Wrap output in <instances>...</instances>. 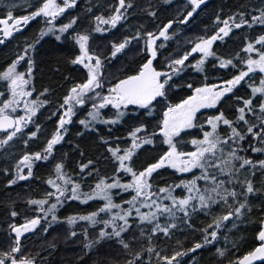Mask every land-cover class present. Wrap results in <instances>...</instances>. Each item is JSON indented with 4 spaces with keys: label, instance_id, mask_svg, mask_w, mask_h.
<instances>
[{
    "label": "snow or ice",
    "instance_id": "snow-or-ice-1",
    "mask_svg": "<svg viewBox=\"0 0 264 264\" xmlns=\"http://www.w3.org/2000/svg\"><path fill=\"white\" fill-rule=\"evenodd\" d=\"M165 2L171 5L172 0ZM204 3L205 0H189L190 10L168 19L155 32L137 29L119 42L113 41L109 54L102 56L91 48L93 33L108 31L126 21L130 10L136 7L132 0H119L118 6L106 17L102 13L92 14L95 27L91 31L77 30L78 16H70L67 23L58 21V17L67 16L69 10L78 7L77 0H35L34 4L27 5L29 10L25 15H15L22 7L16 0H0V7L6 10V15L0 18V24L4 25L0 43L37 18L45 21L38 37L31 43L26 42L23 53L16 55L0 72V81L4 84L0 91V149L7 151L17 139L26 145L28 138L37 137L40 125L33 118L43 104L51 106L49 100H41L39 95L32 98L34 58L26 61L24 71L18 70L29 52H35L40 40L49 33L57 40L70 39L78 45V54L70 63L86 70L83 81L74 83L61 98L56 109L59 115L55 133L46 140L42 151L25 152L21 160L27 172L18 163L14 176L7 181L9 185L27 181L33 177L35 162L55 161L53 173L46 180L51 190L41 198L28 200L33 206L32 215L24 216L23 222L17 223L20 213L10 211L13 222L5 234L4 250H0V264H37L38 257L28 253L23 243L28 239L25 234L47 233L62 222L68 225L71 238L78 237L74 229L80 228L79 235L86 240L84 249L88 255L79 257L78 264H90L93 256L100 264H119L118 260L98 255L107 244L130 256L123 264H182L189 252L218 243L220 238L227 241L225 230H238L239 224L249 222L256 212L261 214L259 243L234 264H264V158H254L264 156V32L244 38L240 50L243 56L240 52L231 57L218 56L213 47L217 41L230 38L233 29L243 31L244 26H264V0L259 8L251 9L256 14L238 10L223 20L217 15V27L211 35L189 41V50L177 53L175 58L169 55L161 59V49L165 48L159 42L161 38L165 42L170 36L174 38L175 25L195 19L194 13ZM87 11L92 13L91 9ZM145 13L149 18L158 19V9L152 4L147 5ZM102 24L109 28L101 27ZM140 41H143L142 47ZM134 42L140 59L117 68L120 75L109 79L113 62L125 56ZM210 58L218 61L221 70L234 74L228 79L218 78L217 83L208 82L207 65L216 68ZM193 68L197 74H203V81L177 83L182 72ZM254 76L259 77L258 83L253 80ZM242 82L250 89L247 97L236 95L237 86L243 87ZM182 88L191 94L172 103L169 97L175 89ZM44 93L49 90L44 89ZM229 99H232L231 116L224 110ZM157 105L161 106V119L151 130L144 120L130 125L127 131L130 142L111 135L105 137L100 132V126L111 129L123 125L132 114L147 113L146 120ZM21 109L22 114L18 111ZM202 109L213 114L205 116ZM78 112L84 113V118L78 121L83 131L78 135H96L106 155L90 159L77 146L81 160L72 168L66 158L57 161L54 152L64 141ZM29 124L36 130L29 131L25 138L24 130ZM156 149L160 151L149 161L136 165L142 153ZM105 163L112 165L110 174L101 170ZM166 167L183 176L172 184L155 183L160 170ZM69 201L85 205L92 201L97 207L83 213L74 211L61 220L59 210ZM201 214L207 215L211 222L201 229L202 239L192 248L184 249L178 243L176 250H169L153 244L160 236L170 239L181 226L195 230L193 219ZM90 228L93 235L89 234ZM141 239L148 246L136 250L134 245ZM216 251L226 258L224 249ZM40 264H44L43 258Z\"/></svg>",
    "mask_w": 264,
    "mask_h": 264
},
{
    "label": "trees",
    "instance_id": "trees-1",
    "mask_svg": "<svg viewBox=\"0 0 264 264\" xmlns=\"http://www.w3.org/2000/svg\"><path fill=\"white\" fill-rule=\"evenodd\" d=\"M165 1V0H161ZM213 4L204 5L202 10L206 12L198 14L189 24H185L181 31V26L176 25L174 31L175 37H169L167 51L168 55L176 57L177 53L182 54L183 51L189 50L187 45L189 41H193L196 37H206L211 35L216 27L217 22L213 14H219L221 19L231 16L234 12L242 10L244 7H249L250 3L253 4V0H213ZM119 0H77L78 7L69 10L67 16L58 17L60 23H67L70 16L80 17V24L77 28L86 29L91 31L95 27V21L92 19V14H103L105 17L110 15L115 7L118 6ZM136 5L135 9L130 10V15L126 21H122L116 28H109L107 25H101V27L109 28L108 31L93 33V39L91 40V48L93 51L106 56L110 52V45L113 41L119 42L124 36L132 35L137 29L145 31L155 32L162 23H166L168 19H172V16L178 15L181 10L175 7H165V9L159 10V0H132ZM34 1L25 0L23 3L24 8L15 11V15L27 14L28 4H34ZM148 4H152L158 9V19L149 18L145 13V8ZM88 9L92 10V13H88ZM183 9V7H181ZM142 10V11H141ZM87 14H86V13ZM139 15L140 17L138 18ZM6 15V10L0 11V18ZM87 15V16H86ZM45 26V21L41 18H37L36 21L29 22L28 25L15 32L12 37L7 38L4 43H0V72L5 70L7 66L16 58V55L22 54L26 42L31 43L38 37L40 28ZM260 29V32H264V26L254 24L252 28L244 26L243 31L233 29V33H230V38H225L224 42L217 41L214 44V50L218 56L231 57L237 52H240L243 47L244 38L252 37L245 32H254ZM255 33V32H254ZM2 36V30L0 31V37ZM255 36V34L253 35ZM143 46V41H140V47ZM78 45H74L71 40H57L56 37L49 33L46 37L40 40L36 46L35 52H29V55L25 57L24 61H21L18 66L19 71H24L26 68V61L32 57L35 60L36 66L33 69V84L35 91L32 98H36L38 95L41 100H49L51 106L43 104L40 110L34 117L35 123L40 125L37 137L28 138L27 133L29 131H35V127L29 124L25 129V138H28V144H23L21 140L17 139L15 143L8 148L7 151L0 149V230L5 229V224L10 221V209L16 207L17 209L22 203L27 202L28 209L25 215L21 214V217L31 216L33 212V206L28 203L30 198H41L46 191H50L51 187L46 184L47 178L53 173L54 162L49 161H37L33 165V177H30L27 181H18L14 185L7 183L8 179L12 178L15 174L17 164L19 163L22 170L26 173L27 167L21 160L22 155L25 152L42 151L46 145V140L55 133L57 127V120L59 113L56 109L61 101V98L67 93V90L73 86L74 83L82 82L85 76L83 66L73 65L70 63L71 58L78 54ZM138 48L133 43L131 50L126 53L125 56H121L119 61H114L113 66L109 68V79L114 76H119L120 73L116 71L122 65L127 64L130 60H139L140 57L137 54ZM241 56L244 55L240 52ZM119 55V54H118ZM198 58V57H197ZM191 60V58H189ZM212 62H216L213 58H210ZM218 62V61H217ZM212 64L207 65L206 71L208 76V82L217 83L218 78L228 79L230 75L228 73L218 72L217 74L209 75L208 72L212 70ZM218 70H221L220 68ZM228 70H223V72ZM203 74H197V70H185L180 74V79L177 83H192L203 81ZM254 81L258 83V77H253ZM243 84V82H242ZM239 91H236L237 96L247 97L249 93L243 91V87L237 86ZM4 88V84L0 81V91ZM44 89H48L49 93H44ZM250 92V91H249ZM43 93V95H40ZM191 91L187 88L175 89L173 94L169 97L172 103L178 102L182 98L190 95ZM232 99H229L224 105L226 114L231 116ZM220 107V106H217ZM22 114V109L18 110ZM205 116L213 114L211 110L202 112ZM111 113H107L110 115ZM147 113L132 114L123 125L113 126L109 129L107 126H100V132L105 137L111 135L112 137H119L121 140L127 139L130 142V138L127 137V131L129 126L133 125L136 121L144 120L150 125V130L161 119V106L157 105L156 109L151 113L150 117ZM154 117V118H152ZM84 118V113L78 112L74 117L73 123L69 125L68 134L65 136L64 141L56 146L54 156L59 161L61 158H66L70 161L71 167L75 168L76 164L81 160L80 153L77 151V146L84 152V154L90 159H97L101 155H106L104 147L99 143L98 137L94 134H85L79 136L78 133L83 131L82 126L79 125V119ZM195 134V133H194ZM124 146V145H122ZM188 150V149H185ZM156 149L146 153H142L136 161V165H143L146 161H149L155 154ZM243 154V153H242ZM249 155H252L250 152ZM254 158H264V156H254ZM7 169V171H5ZM102 172L110 174L112 171V165L105 163L101 166ZM155 175V174H154ZM183 174L177 173L171 168H165L160 170V175L155 178V183L160 185L172 184L178 181V178ZM91 183V181H89ZM87 190V188H85ZM29 196V197H28ZM121 196L125 200L128 199L127 195L121 193ZM29 198V199H28ZM259 203V200L256 201ZM97 207L96 203L90 201L88 205L83 204L80 201H69L66 205L60 208L58 215L63 220V217L72 214L74 211L81 213L89 211ZM260 213L256 212L247 223H240L238 230L232 231L225 230L227 235V241L222 238L217 243V249H224L226 251V258L220 257L217 251L214 252V261L211 262L210 254L207 251V255L202 254L199 258L202 262L200 264H229L234 262L237 258L233 255H240L247 247H251L255 244V236L259 230V217ZM210 219L207 215L201 214L193 219V225L195 230L189 227L181 226L170 239H166L160 236L159 239H154L153 244L158 245L160 249L176 250L177 244L190 247L194 245L191 241L194 238H202L201 229L210 223ZM83 225V222H80ZM230 227V225H229ZM68 225L66 223H60L59 226L54 225L48 230L47 233L41 231L39 235L34 236L28 242H23L27 248L28 253L37 256V264H40V258H43L44 264H78V258L81 256L87 257L88 253L84 249L86 240L83 236L79 235L80 228L74 229L78 233L77 238H71L68 234ZM89 234L93 235V230L89 229ZM1 239V238H0ZM257 244V243H256ZM52 245H55L53 248ZM148 245L144 240L134 245L136 250L141 247H147ZM216 249V250H217ZM0 250H4V243H0ZM203 250V249H202ZM101 257H110L118 260L119 264H123L124 260L130 259L126 253L116 247L113 244L105 245L100 253ZM213 257V256H212ZM90 264H100L96 256L92 257Z\"/></svg>",
    "mask_w": 264,
    "mask_h": 264
},
{
    "label": "flooded vegetation",
    "instance_id": "flooded-vegetation-1",
    "mask_svg": "<svg viewBox=\"0 0 264 264\" xmlns=\"http://www.w3.org/2000/svg\"><path fill=\"white\" fill-rule=\"evenodd\" d=\"M180 1H181V0H180ZM186 2L189 4V0H186ZM205 2H206V0H205ZM248 6H249V7H244V8H242V10H247L248 12L251 13V9H252L253 7H255V8H259V7L261 6V0H253V4L250 3ZM204 12H206V10L198 9L196 14L198 15V14H201V13H204ZM25 205H27V202L22 203V204L19 206L18 209H17L16 207H12V208L10 209V211H11V210H15V211L21 213L20 208H22V207H26ZM10 217H11V216H10ZM12 222H13V218L11 217L10 221H7L6 224L4 225V226H5V229H4V230H0V238L3 237V236H6L5 234L7 233V231H8V227H9V225H10ZM16 222H17V223H22V222H23V218L21 217V214H20V217H19L18 219H16ZM25 235L28 236V239H27V240H24L23 242H25V241L28 242V241L31 240V238H33V236H34V235H28V234H25ZM22 239H23V238H22ZM201 239H202V238H198V239L194 238V239L191 240V241H193V242L195 243L196 241H199V240H201ZM255 240H256L255 244H253V245H252L251 247H249V248L247 247L246 249H244V250H243L244 252H243L242 254H240V255H233V256H235L236 258L242 257L247 251H249V250L253 249L255 246H257L256 243L258 244V242H257L256 236H255ZM213 245H214V246H213ZM213 245H208V246H205V247H203V248H201V249H196L195 252H189L188 255L185 256V257L183 258V260H182V264H200L202 261L199 260V258L202 257V254H204V255L206 256V255H207V251H208V253L210 254V260H211V262H213V261L215 260V259H214V252H215L216 249H217V242H213ZM192 247H193V246H190V247H187V248H186V246H185L184 249H190V248H192ZM202 249H203V250H202ZM212 256H213V257H212ZM255 264H259V263L255 262Z\"/></svg>",
    "mask_w": 264,
    "mask_h": 264
},
{
    "label": "rangeland",
    "instance_id": "rangeland-1",
    "mask_svg": "<svg viewBox=\"0 0 264 264\" xmlns=\"http://www.w3.org/2000/svg\"><path fill=\"white\" fill-rule=\"evenodd\" d=\"M30 1H34V0H30ZM16 2L17 3H19V4H21L22 5V7L21 8H24V6H23V3L25 2V0H16ZM1 10H4V8L3 7H0V11ZM20 11L21 9L20 8H18L16 11ZM86 13V12H85ZM87 14V13H86ZM87 16V15H86ZM140 17V16H139ZM2 29L0 28V31H1ZM2 37V36H1ZM29 197V196H28ZM29 199V198H28ZM26 207H22V208H20V210H21V212H22V215H25V213H26V210L28 209V206L29 205H25ZM6 241V236H3V237H1V239H0V243L2 244V243H4Z\"/></svg>",
    "mask_w": 264,
    "mask_h": 264
},
{
    "label": "water",
    "instance_id": "water-1",
    "mask_svg": "<svg viewBox=\"0 0 264 264\" xmlns=\"http://www.w3.org/2000/svg\"><path fill=\"white\" fill-rule=\"evenodd\" d=\"M257 239H258V236H257ZM259 241V240H258Z\"/></svg>",
    "mask_w": 264,
    "mask_h": 264
}]
</instances>
